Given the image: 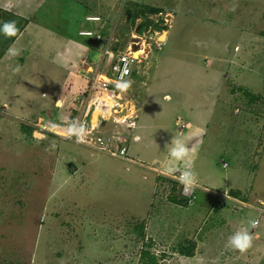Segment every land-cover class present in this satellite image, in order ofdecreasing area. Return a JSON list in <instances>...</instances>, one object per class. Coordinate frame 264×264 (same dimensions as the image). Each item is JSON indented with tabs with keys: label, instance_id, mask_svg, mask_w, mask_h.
Returning a JSON list of instances; mask_svg holds the SVG:
<instances>
[{
	"label": "rangeland",
	"instance_id": "374dc122",
	"mask_svg": "<svg viewBox=\"0 0 264 264\" xmlns=\"http://www.w3.org/2000/svg\"><path fill=\"white\" fill-rule=\"evenodd\" d=\"M5 21L18 33L0 35V264H144L141 252L156 264H264V0H0ZM110 39L143 49L121 103L152 142L133 143L136 131L87 100ZM49 115L58 134L78 118L94 130L84 137L121 133L131 163L40 138L34 121ZM177 141L181 161L169 155ZM186 170L198 182L190 206L171 201ZM245 230L240 253L228 241Z\"/></svg>",
	"mask_w": 264,
	"mask_h": 264
},
{
	"label": "built area",
	"instance_id": "2783aa9c",
	"mask_svg": "<svg viewBox=\"0 0 264 264\" xmlns=\"http://www.w3.org/2000/svg\"><path fill=\"white\" fill-rule=\"evenodd\" d=\"M88 20L95 21L97 19L89 18ZM81 33L88 37H93L95 34L90 31H83ZM94 37L96 42L101 40L99 35ZM134 45L136 47H134L135 50L133 48H128L126 52H119V50L116 51L112 49L114 46L112 44V39H110L106 42L102 54L98 56L96 69L93 70L90 67L91 69H88L87 72L88 74H92L87 100L92 107H94V110L100 112L99 116L101 117V121L108 122L110 120L114 125H125V129L128 130L129 133L133 132V129L136 128L135 118L133 117L135 114L132 112V109L131 111L127 110L129 105L128 102L124 101V103H121L124 99L121 94L124 93V91H120L115 85L118 82H130L136 67L142 62L144 55L143 49L138 47L139 44L136 42ZM136 53H139L138 57H135ZM118 112H122V115L117 114ZM85 123L86 121L83 118H78L76 120L75 128H79L81 125L84 126ZM38 128L41 132H48L57 135L64 140H74L76 143L96 152L106 154L115 159L130 162L127 157V137L121 133L116 135V133L112 131L111 135H108V137H103V134L99 133L97 136L84 137L82 142H77V137L73 134H58L54 125L51 123H47L44 126L39 125ZM93 131L94 130L90 127V131L87 132V135H91ZM131 139L135 141L139 140L138 137H132ZM176 182L179 184V186H177L178 196L181 200H185L188 206L192 205L196 199V188L198 189V187H195L187 194H184L183 185H181L177 179ZM249 208L251 207L249 206ZM258 212L264 214L263 211L259 210ZM257 225L256 222V226Z\"/></svg>",
	"mask_w": 264,
	"mask_h": 264
},
{
	"label": "clouds",
	"instance_id": "9594fccd",
	"mask_svg": "<svg viewBox=\"0 0 264 264\" xmlns=\"http://www.w3.org/2000/svg\"><path fill=\"white\" fill-rule=\"evenodd\" d=\"M18 29L16 27L15 21H5L0 23V35L4 37H15L17 36ZM8 54L10 56L16 57L19 56L20 50L15 48H9ZM18 71V69L13 70ZM115 87L120 91H126L130 84L129 82H118ZM165 99H170V97H165ZM69 134H73L77 137V142H82L84 136L87 134V131L83 125L79 128H72L69 126ZM169 155L176 161L183 160L188 155V149L180 142H174V146L169 148ZM178 182L183 185V192L187 194L189 191L193 190L197 186V178L196 175L192 171H184L180 173L179 176L175 177ZM252 227L256 226V222H252ZM228 244L234 249L239 251L240 253H244L248 250L252 245V236L249 234L247 230L238 231L234 233L228 241Z\"/></svg>",
	"mask_w": 264,
	"mask_h": 264
},
{
	"label": "crops",
	"instance_id": "0c3cea01",
	"mask_svg": "<svg viewBox=\"0 0 264 264\" xmlns=\"http://www.w3.org/2000/svg\"><path fill=\"white\" fill-rule=\"evenodd\" d=\"M84 54H83V58H82V61H84L85 62V60H87V58L89 57V50H86V49H84ZM83 62V63H84ZM82 66H85V65H82ZM89 67H90V65H89ZM74 70V69H73ZM74 72V71H73ZM76 73V67H75V72L73 73V78L71 79V80H68V82H69V84H68V91H70V90H72L73 88L71 87V85L72 86H74L75 85V82H76V80H77V75L75 74ZM62 89H64V88H62ZM44 95V94H43ZM43 95H41V97L42 98H44L45 99V97H43ZM58 95L59 94H57V97H58ZM165 97H168V96H165ZM164 97V98H165ZM52 100H53V97H52ZM166 100H169V99H166ZM45 102V101H44ZM44 102L42 103V105L44 104ZM54 102H57L58 104H60V105H62L61 103H62V100H55ZM143 107V104H141V108ZM140 108V109H141ZM58 115V114H57ZM48 119V122L47 123H51V124H53L54 125V127H57V126H59V125H61V124H55V121L50 117V115H49V117L47 118ZM43 122H44V120L42 119V118H38L36 121H34V124H33V127H35V126H37V125H44L43 124ZM41 123V124H40ZM46 123V124H47ZM182 124H184V123H182ZM176 126H177V124H176ZM134 131H136V133H135V136L136 137H138L139 138V141L137 140V142L138 143H140V142H144V144H145V142L146 141H150V142H152L153 140L152 139H146V131H147V129L145 128V127H143L142 129H138V119H137V121H136V128H135V130ZM42 133V132H41ZM44 134H51V133H48V132H46V133H43L42 135H40L41 137L40 138H44L45 139V135ZM134 133H132V134H130V135H132V136H134L133 135ZM134 136V137H135ZM33 137V136H32ZM35 138V137H34ZM60 140H62V141H66V142H73V143H75V144H77V145H80V144H78V143H76L75 141H72V140H64V139H62V138H60V137H58ZM133 143H137V142H134L133 140H131ZM153 144V149H154V143H152ZM80 146H82V147H85V146H83V145H80ZM85 148H87V147H85ZM87 149H89V148H87ZM90 150V149H89ZM91 151H92V149H91ZM94 151V150H93ZM152 152H153V150H152ZM140 156L142 157L143 156V158H149V156H147L146 154H140ZM204 157V156H203ZM202 156L201 157H199L198 156V159L199 160H201V161H203V158ZM130 159V158H129ZM153 159H158V158H156V157H153ZM152 160V159H151ZM124 162H126V161H124ZM126 163H131V161L130 162H126ZM157 163H159V162H157ZM161 163V162H160ZM133 164H135V162H133ZM144 164V163H143ZM168 164L169 163H164V165H166V166H168ZM156 165V163H154V165L152 166V167H154ZM151 167V166H150ZM166 168H168V167H166ZM194 174H196L195 172H194ZM203 192H207V193H209L208 191H206V190H202ZM236 191V190H235ZM211 194H213V193H211ZM258 214H259V212H257ZM258 226V225H257ZM257 226H255V227H257ZM255 228H253L252 227V230L251 231H253ZM259 236V235H258ZM261 259H262V256H261Z\"/></svg>",
	"mask_w": 264,
	"mask_h": 264
},
{
	"label": "trees",
	"instance_id": "16d2710c",
	"mask_svg": "<svg viewBox=\"0 0 264 264\" xmlns=\"http://www.w3.org/2000/svg\"><path fill=\"white\" fill-rule=\"evenodd\" d=\"M149 11L151 13H153V12L157 13L158 12V10H149ZM145 26H146V24H145ZM144 27H142V25H141L140 29H143ZM155 29L164 31V29H160V28H158V26H155ZM232 195H233V197H237L239 194L238 193H232ZM171 201L173 203H177L178 205H181V204L185 205L183 203L184 200L178 201L176 199H172ZM142 229H143L142 227H140V229H139V235L141 238L144 237ZM194 249H195L194 245L191 244L187 248H181V251L179 253H180V255L185 256V257H192L194 255ZM141 258H142V261L144 262V264H156L155 258L153 256H151L149 254V252H141Z\"/></svg>",
	"mask_w": 264,
	"mask_h": 264
},
{
	"label": "bare ground",
	"instance_id": "6f19581e",
	"mask_svg": "<svg viewBox=\"0 0 264 264\" xmlns=\"http://www.w3.org/2000/svg\"><path fill=\"white\" fill-rule=\"evenodd\" d=\"M166 35H167V33H163L162 40L165 39ZM138 56H139V53H136L135 54V57H138ZM36 135H38V134H36Z\"/></svg>",
	"mask_w": 264,
	"mask_h": 264
},
{
	"label": "water",
	"instance_id": "95a60500",
	"mask_svg": "<svg viewBox=\"0 0 264 264\" xmlns=\"http://www.w3.org/2000/svg\"><path fill=\"white\" fill-rule=\"evenodd\" d=\"M35 136V135H34ZM38 138V137H37Z\"/></svg>",
	"mask_w": 264,
	"mask_h": 264
}]
</instances>
